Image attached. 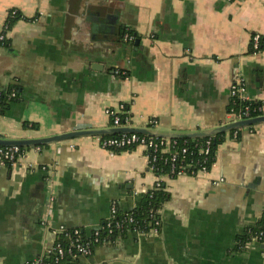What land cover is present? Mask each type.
<instances>
[{"label":"crops","instance_id":"0c3cea01","mask_svg":"<svg viewBox=\"0 0 264 264\" xmlns=\"http://www.w3.org/2000/svg\"><path fill=\"white\" fill-rule=\"evenodd\" d=\"M83 1H106L140 37L141 49L128 48L127 61L113 62L109 73L81 52L91 49L81 43ZM11 10L22 19L0 46V89L16 86L18 97L2 107L0 138L107 128L106 111L121 104L129 126L210 129L229 121V90L238 79L264 103V51L250 52L254 36L264 39V0H0V31ZM229 133L207 173L163 180L170 199L152 229L126 232L77 264H264L260 243H240L264 215V124L241 129L237 139ZM101 138L25 148L30 168L1 171L0 264L33 261L57 231L89 238L112 205L123 215L133 211L155 181L145 151L112 155ZM49 185L54 203L45 229Z\"/></svg>","mask_w":264,"mask_h":264},{"label":"built area","instance_id":"2783aa9c","mask_svg":"<svg viewBox=\"0 0 264 264\" xmlns=\"http://www.w3.org/2000/svg\"><path fill=\"white\" fill-rule=\"evenodd\" d=\"M227 2H237L241 0H226ZM16 13L11 10L0 31V46L4 47L7 40V34L10 32L7 20ZM124 41H132L133 38L124 35ZM260 37L254 36L251 39V47L257 50ZM230 100L233 104L238 100L243 104L236 112L229 110V121L250 119L258 116H264V103L258 107H250L248 104L253 99L247 94L242 79L236 80L229 90ZM18 93L15 88L9 87L6 90L0 89V105L6 102L16 100ZM107 116L110 118L111 126L128 125L127 109L125 105H119L117 110H107ZM120 115H124V122H121ZM241 129L234 130L231 137L238 138ZM117 137H104L100 139V147L108 153L114 155L121 152L133 150L141 147L145 151L147 163L150 171L155 176V181L148 192L157 191L163 184L164 179H173L183 175L195 176L199 173H207L206 162L209 154L210 139L205 140L200 146L190 147L187 139H165L154 138L136 134H120ZM182 141V142H179ZM39 151V147H34ZM197 154L201 159L184 160L187 155ZM25 148L19 147H1L0 146V173L6 168L31 167V164H25ZM195 167L196 169H193ZM52 185H49L48 195L45 202V212L43 214L41 225L45 229L51 227V209L54 203V193ZM135 220L130 214H120L117 206L112 205L110 216L105 223L95 230L89 238H85L80 230L57 231L51 248L43 255L25 264H77L79 258L89 257L95 247L105 246L121 237L126 232H138ZM63 236L65 243L60 241ZM113 237V238H112ZM257 243L263 244V232L257 234L253 239Z\"/></svg>","mask_w":264,"mask_h":264},{"label":"water","instance_id":"95a60500","mask_svg":"<svg viewBox=\"0 0 264 264\" xmlns=\"http://www.w3.org/2000/svg\"><path fill=\"white\" fill-rule=\"evenodd\" d=\"M85 2L86 1L82 2L78 12L80 16L79 20L81 21V25L79 27H81L80 31L82 32L83 37L81 43L83 44L84 48L89 46L91 49H82L81 52L84 53L85 58L88 60V64H90L93 69H98L100 72L104 71L109 73V70H112L111 64L113 62L117 63L127 61L125 55H128V48L131 47L130 49L134 53L141 49L142 46L140 44V37L137 36V38L132 40L131 43L122 41L118 33L119 28L121 30L125 29V25L120 23L122 22V15H119L111 10L106 1L100 3L92 1L88 4H85ZM112 73H114V71L110 72V74ZM260 124H264V116L228 121L227 123L217 127L196 131H160L148 127H133L129 125L110 126L102 129L91 128L74 130L67 133L39 138H0V146L29 148L45 146L51 143H57L81 137H104L120 134H136L154 138L180 140L204 139L212 138L217 135H225L226 133L232 132L234 130L249 128ZM260 248H264V243L260 244Z\"/></svg>","mask_w":264,"mask_h":264},{"label":"trees","instance_id":"16d2710c","mask_svg":"<svg viewBox=\"0 0 264 264\" xmlns=\"http://www.w3.org/2000/svg\"><path fill=\"white\" fill-rule=\"evenodd\" d=\"M22 19V16L16 11V13L13 16H10L7 20V24L9 29L11 30L12 25ZM119 37L122 41H124L123 37L124 35H128L129 37H132L133 40L137 38V35L135 32L131 29H124L121 30L119 29ZM127 43H131L132 41H126ZM7 45V40L4 43V46ZM264 51V39L260 38L259 40V46L257 50L252 49L251 44H250V52L251 53H256V52H262ZM117 75L120 78H126L128 76V73L123 72V71H118ZM15 88L16 91L18 92V88L16 86H11V88ZM263 104L261 101H256L252 100L248 104L244 103V105H250L252 108H256ZM4 103L0 105V113L2 110ZM243 104L240 103L238 100L236 101L235 104L232 103L230 100L228 111L232 109L234 112H236L240 107H242ZM121 117V122H124V115H120ZM110 123H112L110 121ZM250 128V127H249ZM233 131L229 133V135H232ZM104 137H110V136H104ZM102 137V138H104ZM111 137H117L116 135L111 136ZM225 135H217L215 137L209 138L210 139V147H209V154L207 156V162L206 166L207 169H210L212 166L214 160H215V152L217 145L223 140ZM205 140H208L206 138L204 139H187V143H189V146L192 148L195 145H202ZM182 142V141H179ZM190 160V159H201L200 156L197 154L193 155H187L184 160ZM193 169H196L193 167ZM170 199V194L165 190L164 184L161 185L160 189L157 191H152V192H147L140 196V198L137 200L135 203V207L133 211L130 213V215L134 218L135 220V227L138 230V232L145 233L148 232L149 229H152L155 226V221L157 219V211L162 207L163 204L168 202ZM263 232V237H264V215L258 220L256 225L247 228L246 232L244 233V236L241 238V245L243 246L247 242H251L258 233ZM60 241L65 243V239L63 236H60ZM113 238V237H112ZM239 245V246H241Z\"/></svg>","mask_w":264,"mask_h":264}]
</instances>
